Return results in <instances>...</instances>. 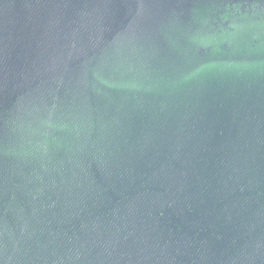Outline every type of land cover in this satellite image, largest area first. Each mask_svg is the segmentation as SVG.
I'll return each instance as SVG.
<instances>
[{"label": "water", "instance_id": "1", "mask_svg": "<svg viewBox=\"0 0 264 264\" xmlns=\"http://www.w3.org/2000/svg\"><path fill=\"white\" fill-rule=\"evenodd\" d=\"M0 264H264V0H0Z\"/></svg>", "mask_w": 264, "mask_h": 264}]
</instances>
